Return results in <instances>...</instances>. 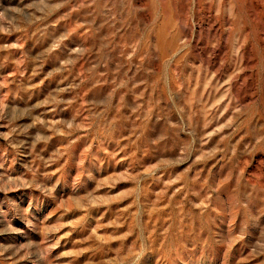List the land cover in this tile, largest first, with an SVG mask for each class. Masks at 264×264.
<instances>
[{
	"label": "rangeland",
	"instance_id": "rangeland-1",
	"mask_svg": "<svg viewBox=\"0 0 264 264\" xmlns=\"http://www.w3.org/2000/svg\"><path fill=\"white\" fill-rule=\"evenodd\" d=\"M0 264H264V0H0Z\"/></svg>",
	"mask_w": 264,
	"mask_h": 264
}]
</instances>
